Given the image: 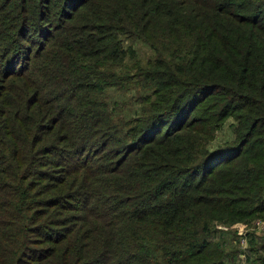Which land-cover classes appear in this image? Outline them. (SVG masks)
<instances>
[{"label": "trees", "instance_id": "trees-1", "mask_svg": "<svg viewBox=\"0 0 264 264\" xmlns=\"http://www.w3.org/2000/svg\"><path fill=\"white\" fill-rule=\"evenodd\" d=\"M254 218L264 0H0V264H264Z\"/></svg>", "mask_w": 264, "mask_h": 264}, {"label": "rangeland", "instance_id": "rangeland-1", "mask_svg": "<svg viewBox=\"0 0 264 264\" xmlns=\"http://www.w3.org/2000/svg\"><path fill=\"white\" fill-rule=\"evenodd\" d=\"M127 45V44H125ZM133 48H137V54L143 58L145 57L149 52L148 49L144 46L141 45H134ZM137 89V88H136ZM106 94L110 96L109 99L112 100H120L121 101H126L128 100V96L126 97L124 94L121 95L117 92H115L114 90H106ZM129 103V102H128ZM127 103V106L129 107V104ZM218 228L221 229H225L224 226H219V224L217 225ZM264 227V221H262L259 218H254L252 220H250L249 223L246 224H240V223H233L229 226H227L224 234L221 236V239L228 245H224V246H238L239 248H242L244 246L247 245L243 235L245 232H252L254 234V236H259L261 235V231ZM240 235V237H237L238 235ZM246 244V245H245Z\"/></svg>", "mask_w": 264, "mask_h": 264}]
</instances>
